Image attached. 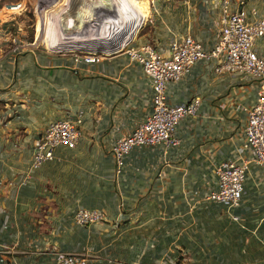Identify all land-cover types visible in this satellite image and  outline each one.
<instances>
[{
	"label": "crops",
	"instance_id": "crops-1",
	"mask_svg": "<svg viewBox=\"0 0 264 264\" xmlns=\"http://www.w3.org/2000/svg\"><path fill=\"white\" fill-rule=\"evenodd\" d=\"M233 1L249 15L264 11V0ZM110 8L113 24L138 26L135 44L163 52L185 34L210 49L219 34V0H141L129 13L114 0ZM19 39L10 32L0 44V264H55L59 252L85 253L88 264H264V167L250 165L230 212L201 199L219 162L250 156L243 128L255 80L196 63L166 91L171 103L200 98L197 115L177 127L179 144L137 148L117 174L112 144L150 113L149 79L125 54L87 63L18 52ZM255 50L264 58V37ZM65 112L83 114L79 144L33 170L34 139ZM80 207L108 219L77 225Z\"/></svg>",
	"mask_w": 264,
	"mask_h": 264
},
{
	"label": "built area",
	"instance_id": "built-area-1",
	"mask_svg": "<svg viewBox=\"0 0 264 264\" xmlns=\"http://www.w3.org/2000/svg\"><path fill=\"white\" fill-rule=\"evenodd\" d=\"M219 1L220 29L210 49H205L199 41L188 34L171 38L167 52L156 49L148 42L135 44L134 41L140 31L136 34H131V31L126 33L123 30L124 22L121 24L116 22L114 26L107 23L106 19L111 17L96 9L95 0L65 2L63 0L64 11L80 14L79 19H67L68 25L76 22V28L65 30L66 21L63 19V13L61 19L57 20V14L52 10L58 2L48 6L41 5L40 11L37 12L41 2L37 0L34 3V10L38 18L30 47L25 48L14 41L13 50L18 52L43 50L75 61L84 59L86 62H93L100 56L104 58L125 54L129 62L141 68L151 84V111L128 135L115 138L111 156L117 174L124 167L126 157L137 148L167 149L179 144L176 136L177 127L183 120L197 115L200 98L193 97L186 101L171 103L166 91L169 84L179 81L196 63L213 60L214 70L219 74L228 72L249 75L258 84L255 103L245 109L243 134L250 156L219 162L213 170L212 187L201 198L204 202L217 204L230 212L241 201L250 165L264 167V58L255 50L257 40L264 37V11L259 13L258 10L252 9L249 15L243 8L234 9L233 0ZM27 2L30 6L33 5L32 0ZM239 3L242 5L245 2L240 0ZM25 8V1L2 7L8 12V17L0 18V44L10 32L11 35L18 37L23 35V30L12 21V16L21 13ZM97 19L100 24L96 23ZM38 24L41 28H37ZM80 25L87 27L80 28ZM47 29H50V38L46 36ZM117 35H120L117 38H127L129 43L117 50H108L101 46L105 39ZM83 122L81 112H65L63 116L45 125L33 141L31 168L39 169L46 162L54 160L60 149L74 151L81 140ZM232 218L238 220L237 216ZM72 219L77 225H89L103 223L107 221L108 216L101 209L80 207L74 212ZM88 258V255L81 252H59L55 264H88Z\"/></svg>",
	"mask_w": 264,
	"mask_h": 264
},
{
	"label": "rangeland",
	"instance_id": "rangeland-1",
	"mask_svg": "<svg viewBox=\"0 0 264 264\" xmlns=\"http://www.w3.org/2000/svg\"><path fill=\"white\" fill-rule=\"evenodd\" d=\"M25 1V4H26V8L19 14H16L15 16H12V21H14V23H16L18 26L21 27V30H23V35H20L19 36V42L25 47H30V43L32 42L33 40V34H34V27H35V24L37 22V12L40 11V7L41 5L42 6H48L50 4H54V3H57L55 6L52 7V10H54L55 13H58L56 15L57 17V20H60L61 19V14L62 12L64 11V5L62 4V1L63 0H40V4L38 5L39 9L37 10V12L34 10V3L37 1V0H32L33 2V5L30 6L27 2V0H0V18H7L8 17V12L3 10L2 7L6 6V5H10V4H13V3H18V2H23ZM65 2V0H64ZM79 2V1H78ZM62 4V5H60ZM107 5H110V6H113L114 5V0L110 1L108 3H105ZM114 18V21L117 20L118 18V12H117V9L116 8H113L112 9V20ZM96 23L97 24H100V21L99 19L96 20ZM152 23V22H151ZM40 27V24H38V28ZM151 28V24L150 23H147L143 30L146 32H149ZM101 57V56H100ZM99 57V58H100ZM66 60H70V58H64ZM84 61V59H78L77 61ZM86 62V61H84ZM89 63V62H87Z\"/></svg>",
	"mask_w": 264,
	"mask_h": 264
},
{
	"label": "bare ground",
	"instance_id": "bare-ground-1",
	"mask_svg": "<svg viewBox=\"0 0 264 264\" xmlns=\"http://www.w3.org/2000/svg\"><path fill=\"white\" fill-rule=\"evenodd\" d=\"M82 1H84V0H82ZM140 1L141 0H122L124 12L129 13L133 8L138 6ZM108 2H109V0H95L94 4H95V7L98 11H102L105 14H109V16L111 17L112 16V9L110 8V5L105 4ZM62 13H63V19L66 21V24L64 25V29L69 30L70 28H76V26H77L76 22L73 25H68L67 19L68 20H70L71 18L79 19L80 14L69 13L67 10L63 11ZM56 14H58V13H56ZM106 22L110 23L111 25L114 26L111 18H107ZM79 27L82 28V27H87V26L86 25H80ZM137 27L133 28V30H132L131 26L123 25V30L126 31V33L131 31V34H136L138 32ZM37 28H38V25H37ZM46 36L48 38H50V29H49V31H47ZM118 36H120V35L105 39L104 43L101 46L106 47L108 50H115V49L117 50L120 48L122 49L123 47H125L127 45V43H129V40L127 38H124V39L123 38H117ZM48 38H46L47 42H48Z\"/></svg>",
	"mask_w": 264,
	"mask_h": 264
}]
</instances>
